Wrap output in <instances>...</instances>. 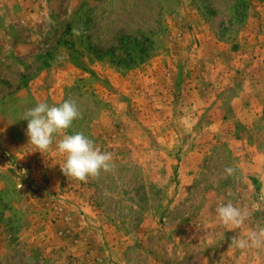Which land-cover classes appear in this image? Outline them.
Segmentation results:
<instances>
[{
  "label": "rangeland",
  "instance_id": "rangeland-1",
  "mask_svg": "<svg viewBox=\"0 0 264 264\" xmlns=\"http://www.w3.org/2000/svg\"><path fill=\"white\" fill-rule=\"evenodd\" d=\"M67 99L113 155L87 182L20 119ZM261 228L264 0H0V264H264Z\"/></svg>",
  "mask_w": 264,
  "mask_h": 264
},
{
  "label": "clouds",
  "instance_id": "clouds-1",
  "mask_svg": "<svg viewBox=\"0 0 264 264\" xmlns=\"http://www.w3.org/2000/svg\"><path fill=\"white\" fill-rule=\"evenodd\" d=\"M80 116L76 102L67 99L58 105L39 102L27 109L20 119L27 121L25 135L28 144L41 154L49 151L54 138L60 136L56 143V151L64 158L60 171L67 178L87 182L89 178H97L101 172H110L114 164L112 153L101 151L82 132L68 134L73 122ZM225 172L232 175L234 169L228 167ZM215 211L218 220L232 229L241 227L248 217L246 209L237 207L231 201L219 203ZM231 246L239 249L264 247V228L249 233L245 238L234 236Z\"/></svg>",
  "mask_w": 264,
  "mask_h": 264
},
{
  "label": "crops",
  "instance_id": "crops-1",
  "mask_svg": "<svg viewBox=\"0 0 264 264\" xmlns=\"http://www.w3.org/2000/svg\"><path fill=\"white\" fill-rule=\"evenodd\" d=\"M22 159H24V156H19V159H15L14 161H15V163H18L19 165H22L23 164V162L22 161H24V160H22ZM25 180H27L26 178L24 179L23 178V181H25Z\"/></svg>",
  "mask_w": 264,
  "mask_h": 264
}]
</instances>
